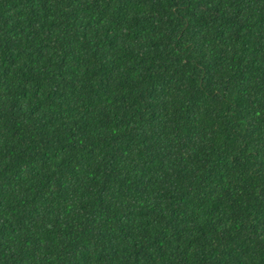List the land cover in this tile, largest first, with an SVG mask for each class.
Here are the masks:
<instances>
[{
	"label": "trees",
	"instance_id": "16d2710c",
	"mask_svg": "<svg viewBox=\"0 0 264 264\" xmlns=\"http://www.w3.org/2000/svg\"><path fill=\"white\" fill-rule=\"evenodd\" d=\"M0 264H264V0H0Z\"/></svg>",
	"mask_w": 264,
	"mask_h": 264
}]
</instances>
